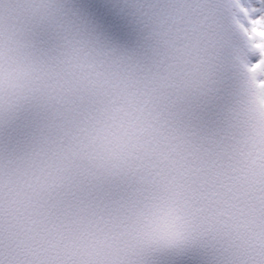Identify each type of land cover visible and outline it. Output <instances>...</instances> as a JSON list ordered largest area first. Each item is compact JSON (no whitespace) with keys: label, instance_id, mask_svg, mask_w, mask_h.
<instances>
[{"label":"snow or ice","instance_id":"obj_1","mask_svg":"<svg viewBox=\"0 0 264 264\" xmlns=\"http://www.w3.org/2000/svg\"><path fill=\"white\" fill-rule=\"evenodd\" d=\"M0 264H264V0H0Z\"/></svg>","mask_w":264,"mask_h":264}]
</instances>
